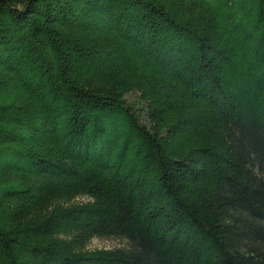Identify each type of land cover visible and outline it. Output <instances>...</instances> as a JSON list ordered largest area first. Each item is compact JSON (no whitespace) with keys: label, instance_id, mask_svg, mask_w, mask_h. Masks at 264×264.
Instances as JSON below:
<instances>
[{"label":"trees","instance_id":"obj_1","mask_svg":"<svg viewBox=\"0 0 264 264\" xmlns=\"http://www.w3.org/2000/svg\"><path fill=\"white\" fill-rule=\"evenodd\" d=\"M0 264H264V0H0Z\"/></svg>","mask_w":264,"mask_h":264},{"label":"rangeland","instance_id":"obj_2","mask_svg":"<svg viewBox=\"0 0 264 264\" xmlns=\"http://www.w3.org/2000/svg\"><path fill=\"white\" fill-rule=\"evenodd\" d=\"M134 97V96H133ZM132 97V98H133ZM130 99L131 96H128ZM125 245V240L116 237H92L86 244L87 249L113 248Z\"/></svg>","mask_w":264,"mask_h":264}]
</instances>
